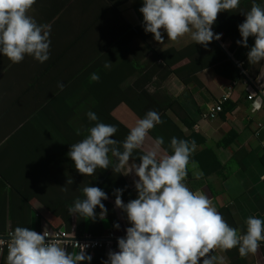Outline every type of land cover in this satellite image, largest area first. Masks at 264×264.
<instances>
[{
	"label": "clouds",
	"instance_id": "obj_1",
	"mask_svg": "<svg viewBox=\"0 0 264 264\" xmlns=\"http://www.w3.org/2000/svg\"><path fill=\"white\" fill-rule=\"evenodd\" d=\"M33 3L34 0H0V56L12 63L21 62L25 55L40 63L49 59L51 28L29 14ZM239 4L240 0H142L138 10L144 32L153 34L155 41H163L162 32L168 40L189 34L196 44L207 47L222 36L212 30L218 13L230 12ZM241 13L245 18L237 25L241 39L236 43L248 48L250 64L264 61V0L261 4L251 0L250 9ZM249 37L254 38L251 47ZM90 80L98 81L99 75L90 74ZM58 87L62 90L64 85ZM86 115L96 123L83 139L70 144L66 155L74 162V168L88 176L98 168H111L114 173H133L137 177L136 198L124 202V190H113L114 205L126 215L130 226L116 238L118 250H109L102 264H224V257L214 250L235 247L245 257L264 242V220L253 215L246 217V230L241 233L222 218L206 194L191 190L185 183L194 142L172 137L171 154H161L164 140L156 137L136 162L134 150L142 149L149 130L161 123L158 112L148 110L137 119L123 141L112 138L117 131L114 125L99 122L93 111ZM109 154L114 159L110 160ZM72 182L68 178L66 184ZM80 191L82 198L77 197L67 208L69 215L103 220L107 209L102 201L108 199V194L92 185H85ZM97 207L99 213L95 212ZM113 227L120 229L121 225L114 223ZM4 246L5 264H91L92 260L86 252L88 245L80 244L79 251L70 252L66 241L47 230L38 233L22 226H16L7 239L0 237V253Z\"/></svg>",
	"mask_w": 264,
	"mask_h": 264
},
{
	"label": "crops",
	"instance_id": "obj_2",
	"mask_svg": "<svg viewBox=\"0 0 264 264\" xmlns=\"http://www.w3.org/2000/svg\"><path fill=\"white\" fill-rule=\"evenodd\" d=\"M257 3L261 4L262 0H257ZM141 6L142 0H126L120 10L132 26L140 29L144 39L142 42L155 53L164 54L172 63L173 73L162 81H156L160 82L157 84L158 99L163 109L165 107L161 114L174 126L164 124L157 129L158 133L149 130L142 149H138L133 156L139 163L141 151L148 150L156 137H163L164 140L161 154H171L169 145L172 137H189V141L195 143L191 157L196 159L186 166L185 183L191 190L206 194L222 218L243 233L246 230V217L253 215L264 220V111L258 94V90L264 88V61L250 64L246 55L248 48L236 43L241 39L237 25L245 18L241 12L250 9L251 0H240L237 9L218 13L213 24L216 30L213 26L212 30L214 34L221 33L222 36L220 40L211 41L207 47L196 44L189 34L168 40L166 33L162 32L163 41H155L153 34L143 30V17L138 10ZM142 42L140 38H135L128 45V50L139 51L143 47ZM253 43L254 38L249 37V47ZM151 58L152 52H148L141 63L145 64ZM135 78L128 83H132ZM152 90L155 92V88ZM249 96L253 100H248ZM219 103L223 104V111L214 117L205 118ZM115 117L129 129L137 120L124 105L117 109ZM11 122L10 119L9 125ZM10 128L6 123L0 126L1 234L11 232L16 226L35 231L57 228L76 237L91 234L103 238L111 231L124 233L130 225L126 215L114 205L115 198L112 197L103 201L107 209L103 220L69 214L55 216L48 211L43 204L50 206V209L55 206L58 208L54 210L68 212V206L74 201L70 199L79 189L73 190L67 186L69 172L66 166L58 174L43 177V183L32 180L35 179L32 176L30 185L25 184V174L22 176L15 171H8L10 165L7 164L5 144L6 130ZM151 132H154V137ZM59 142L53 146L62 149L64 144L61 140ZM17 144H20L19 140L13 142L14 146ZM109 158L114 159L111 156ZM120 176L125 189L122 200L127 202L136 198L134 180L137 177L133 173ZM23 178L25 188L28 190L30 187L29 204L24 202L19 193L22 192ZM59 194L63 195V199L57 202ZM99 211L97 207L95 212ZM114 223H119L120 229H115ZM107 253L98 250L87 254L92 256L91 264H102ZM216 254L224 257V264H264V242L259 244L255 253L245 257H241L235 247L217 249ZM6 255L7 252L0 253V264H5Z\"/></svg>",
	"mask_w": 264,
	"mask_h": 264
},
{
	"label": "trees",
	"instance_id": "obj_3",
	"mask_svg": "<svg viewBox=\"0 0 264 264\" xmlns=\"http://www.w3.org/2000/svg\"><path fill=\"white\" fill-rule=\"evenodd\" d=\"M125 2L34 0L29 14L38 23L48 24L51 28L49 59L40 63L25 55L21 62L12 63L6 56H0V126L3 123L11 126L6 130L5 144L7 164L10 165L8 171L25 174V184L30 185L32 180L43 183V177L58 174L66 166L69 179L73 181L67 186L79 189L71 201L82 198L80 189L85 185L97 186L112 198H115L113 190L121 188L124 197L120 174L111 168H98L91 176L80 174L66 155L70 144L83 139L88 128L96 123L90 121L86 113L93 111L99 122L114 125L117 131L112 138L117 141H123L129 132V128L115 117V112L123 105L137 119L143 118L148 110L158 112L161 123L153 127L155 132L164 124L174 126L161 114L165 107L163 109L158 99L157 84L160 82L156 81L173 73L172 63L164 54L155 53L142 42L140 29L132 26L120 10ZM135 38L141 39L143 47L131 52L128 45ZM148 52H152V58L142 64L141 60ZM105 64H108L107 68ZM92 73L99 75L98 81L90 80ZM132 78L135 80L129 84ZM58 84L64 85L62 90ZM148 88H155V92H149ZM78 113L83 114L79 119L80 128L73 124ZM150 134L153 136L154 132ZM179 138L189 141V137L180 135ZM15 140L20 144L14 146ZM60 140L64 144L62 149L53 146ZM191 155L188 163L196 159ZM24 178L19 193L29 204L30 187L25 188ZM60 198L62 201V194L57 202ZM42 199L44 203L45 197ZM43 205L55 216L69 214L54 210L58 207L50 209Z\"/></svg>",
	"mask_w": 264,
	"mask_h": 264
},
{
	"label": "built area",
	"instance_id": "obj_4",
	"mask_svg": "<svg viewBox=\"0 0 264 264\" xmlns=\"http://www.w3.org/2000/svg\"><path fill=\"white\" fill-rule=\"evenodd\" d=\"M258 92H259L258 93L259 97L263 102V111H264V90L260 89L258 90ZM248 100L250 101L253 100V97L249 96ZM222 105H223L222 103H219L218 106H216V108H213L210 111V113L204 117L205 118L214 117L215 115L220 114L223 111ZM47 231L50 233V235L55 236L56 238H59L62 241H66L67 249H70L73 251H79L80 244L88 245V247L86 248L87 253L98 251V250H103V251L104 250L105 251L118 250L116 238L121 237L125 234V233L111 231L103 238H96L91 234H85L81 237H76L62 229H56V230L51 229ZM37 232L41 233L42 231H37ZM9 233H6V234L0 233V237H4L5 239H7ZM214 251L216 252L217 249ZM3 252H7L6 246H4Z\"/></svg>",
	"mask_w": 264,
	"mask_h": 264
},
{
	"label": "rangeland",
	"instance_id": "obj_5",
	"mask_svg": "<svg viewBox=\"0 0 264 264\" xmlns=\"http://www.w3.org/2000/svg\"><path fill=\"white\" fill-rule=\"evenodd\" d=\"M82 113H83V111H82ZM82 113H78L76 120L73 121L74 126H76V127H81V126H79V122H80L79 119L81 118V115H83ZM43 117H44V116H43ZM80 125H81V124H80Z\"/></svg>",
	"mask_w": 264,
	"mask_h": 264
}]
</instances>
